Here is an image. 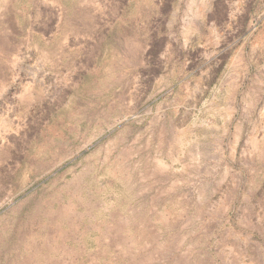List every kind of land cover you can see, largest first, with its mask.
Returning a JSON list of instances; mask_svg holds the SVG:
<instances>
[{"label":"rangeland","instance_id":"374dc122","mask_svg":"<svg viewBox=\"0 0 264 264\" xmlns=\"http://www.w3.org/2000/svg\"><path fill=\"white\" fill-rule=\"evenodd\" d=\"M0 264H264V0H0Z\"/></svg>","mask_w":264,"mask_h":264}]
</instances>
